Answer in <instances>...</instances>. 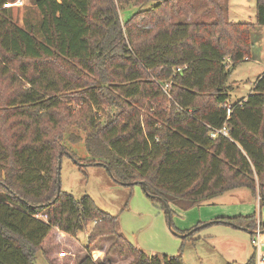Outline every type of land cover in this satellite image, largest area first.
Listing matches in <instances>:
<instances>
[{"label":"trees","instance_id":"16d2710c","mask_svg":"<svg viewBox=\"0 0 264 264\" xmlns=\"http://www.w3.org/2000/svg\"><path fill=\"white\" fill-rule=\"evenodd\" d=\"M7 1L0 0V75L14 89L0 93V264H32L53 228L74 237L90 223L86 249L112 236L108 250L127 254L128 264H183L180 254L127 242L118 216L90 196L58 189L69 127L84 132L68 135L87 153L76 160L105 165L117 184L143 181L149 194L183 206L243 186L264 203V71L233 103L227 82L249 57L253 24L264 25V0H256L255 23L229 21L220 6L209 22H171L163 7L174 0H102L93 11L92 0H32L40 18L26 27L2 7ZM130 1L135 11L121 19ZM221 128L226 134L210 136ZM225 219L251 233L264 228L254 214ZM108 252L75 264H112Z\"/></svg>","mask_w":264,"mask_h":264},{"label":"rangeland","instance_id":"374dc122","mask_svg":"<svg viewBox=\"0 0 264 264\" xmlns=\"http://www.w3.org/2000/svg\"><path fill=\"white\" fill-rule=\"evenodd\" d=\"M92 1V11L94 7L97 8L103 3L102 0ZM212 2L174 0L173 5L166 9L163 7V11L170 13L168 19L171 22L177 20L190 23L209 22L218 15L220 7L222 10L226 7L229 21L251 23L256 21V0ZM149 3L146 2L144 7H148ZM134 11L133 3L128 2L120 10L121 19H126ZM11 13L13 21L22 27L37 24L40 18L32 0H17L11 6ZM250 42L249 57L230 68L227 79L230 85L229 103L246 97L251 92L257 76L264 71V25L253 24ZM7 65L11 72L18 71V61L12 60ZM13 89L14 86L9 85L7 77L0 75V93L7 95ZM203 96L202 100H211L210 96L207 97L206 94ZM158 99L168 113L171 110L168 98ZM70 132L80 138L84 136L83 130L76 127H69L64 133L66 152L61 154L59 161L60 190L71 193L75 198L88 195L99 209L117 215L118 230L123 233L127 242L146 253L180 254L183 264H247L256 258L257 252L252 239L257 240L255 231L259 227L258 224L252 229L253 233H250V229L220 221L221 216L254 214L257 222H264V203L260 204L257 195H253L248 188L242 186L225 191L214 199V203L209 204L183 206L169 202L171 226L174 230L172 232L168 228L164 208L159 202L151 200L139 183L117 184L105 165H83V162L77 161L76 159L86 157L87 153L82 140L76 143L68 140ZM89 225L91 223L86 230ZM193 229L192 235L185 238L180 235ZM86 230L78 231L73 237L58 229H52L42 241V251L36 253L32 264H75L86 254L95 261H102L108 251L106 257L112 264H128L130 257L127 254L120 255L116 250H108L115 239L112 236L96 238L86 249L88 243ZM259 236L258 248L260 253L264 254V232Z\"/></svg>","mask_w":264,"mask_h":264},{"label":"built area","instance_id":"2783aa9c","mask_svg":"<svg viewBox=\"0 0 264 264\" xmlns=\"http://www.w3.org/2000/svg\"><path fill=\"white\" fill-rule=\"evenodd\" d=\"M16 1L15 0L14 1H7V2L3 3L2 7H11L12 5H14L16 3ZM216 133L226 134V130L224 128L216 129L215 131H212L210 133V136L214 137L216 135ZM258 199H259V196H258ZM36 217L46 218V215L44 213H37ZM255 234H256L257 240L252 239V243H254V247H255V251L257 252V256H256V258L254 257L249 264H264V254L260 253L259 248H258L259 235H260L259 227L256 228ZM91 259L93 261L95 260L92 257H91Z\"/></svg>","mask_w":264,"mask_h":264},{"label":"water","instance_id":"95a60500","mask_svg":"<svg viewBox=\"0 0 264 264\" xmlns=\"http://www.w3.org/2000/svg\"><path fill=\"white\" fill-rule=\"evenodd\" d=\"M60 157H61V153L59 154V161H60ZM59 161H58V167H59ZM76 161V160H75ZM59 183V182H58ZM140 184H141V187H142V190L148 195V196H152V197H156L158 198L161 203L164 205L165 207V213H166V216H167V225H168V228L170 231H174L172 229V226H171V215H170V210L168 208V203L162 199L161 197H158V196H155V195H152V194H149L147 191H146V186H145V183L143 181H140ZM58 186V189L60 188L59 185ZM181 236H184L185 234H180Z\"/></svg>","mask_w":264,"mask_h":264},{"label":"crops","instance_id":"0c3cea01","mask_svg":"<svg viewBox=\"0 0 264 264\" xmlns=\"http://www.w3.org/2000/svg\"><path fill=\"white\" fill-rule=\"evenodd\" d=\"M221 195V194H220ZM219 196V195H218ZM217 197V196H216ZM216 197L215 198H213L211 201H209L208 203H202V204H209V203H214V199H216ZM258 197V196H257ZM199 205V204H198ZM225 217H230V216H221L220 218V221H223L224 223H229L226 219H225ZM215 221H218V220H215ZM232 225H234V224H232ZM234 226H236V225H234ZM236 227H238V226H236ZM240 228H243V229H246L245 227H240ZM53 229H56V228H53ZM60 231V230H59ZM194 232V229L193 230H191V231H188L187 233H193ZM250 233H251V231H249ZM261 232H264V230H260V233ZM259 239H260V236H259ZM252 260V259H251ZM251 262V261H250ZM249 262V263H250ZM249 263H247V264H249Z\"/></svg>","mask_w":264,"mask_h":264}]
</instances>
